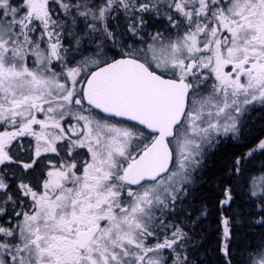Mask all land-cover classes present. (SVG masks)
Wrapping results in <instances>:
<instances>
[{"label": "snow or ice", "instance_id": "1", "mask_svg": "<svg viewBox=\"0 0 264 264\" xmlns=\"http://www.w3.org/2000/svg\"><path fill=\"white\" fill-rule=\"evenodd\" d=\"M0 264H264V0H0Z\"/></svg>", "mask_w": 264, "mask_h": 264}]
</instances>
